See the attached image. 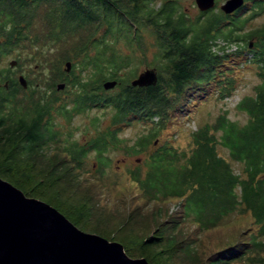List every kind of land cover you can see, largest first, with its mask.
<instances>
[{
  "label": "trees",
  "instance_id": "obj_1",
  "mask_svg": "<svg viewBox=\"0 0 264 264\" xmlns=\"http://www.w3.org/2000/svg\"><path fill=\"white\" fill-rule=\"evenodd\" d=\"M215 6L191 19L179 0H0V61L26 49L50 71L23 88L0 68V177L78 227L113 228L109 240L151 264H233L246 255L264 264V23L245 30L264 12V0H245L230 14ZM233 43L238 47L227 50ZM45 46L59 48L45 55ZM67 60L69 72L61 69ZM247 62L260 81L234 106L244 123L223 110L190 132L187 149L167 137L211 89L218 99L230 96ZM141 64L156 69V84L131 85ZM57 80L64 89L56 91ZM106 80L116 85L105 90ZM92 109L107 113L108 122L100 127L93 118L94 133L79 142L70 125ZM134 124L146 132L127 143L119 134ZM116 149L143 155L126 169L120 193L154 201L148 211L119 219L100 206L82 175L91 153L101 171ZM244 221L257 228L241 244L207 256L197 250L200 232ZM188 225L193 238L184 236Z\"/></svg>",
  "mask_w": 264,
  "mask_h": 264
},
{
  "label": "rangeland",
  "instance_id": "obj_2",
  "mask_svg": "<svg viewBox=\"0 0 264 264\" xmlns=\"http://www.w3.org/2000/svg\"><path fill=\"white\" fill-rule=\"evenodd\" d=\"M224 1L225 0H216L214 11L220 10L219 5ZM179 3L181 5V9H183L191 19L200 12L194 0H179ZM251 23L252 24L250 26H247L245 28L246 31L250 30L251 26L255 27L264 23V12L260 16L256 17L255 20H253V22ZM145 40L149 42L150 38L145 37ZM252 40L254 39H251L250 41L252 42ZM219 43L223 45V41H220ZM238 43H233V45H230L231 47H228L227 50L235 49L236 47H238ZM119 46L125 50V46L122 42H119ZM46 48L47 46L43 47L42 49V52H44L45 55L53 51L55 53V50L59 48V46H50L47 49L48 51H46ZM151 53L152 51L149 50L146 55L147 60L151 58ZM18 54L19 57H16V53H13L5 59H2L0 61V68L8 67V75L15 78H18L19 75H23L26 79H29L31 77L35 78V76H38L39 78L46 80L50 72L49 68L40 66V58L37 55H33L31 50L26 49H24L22 53ZM30 58L33 59L31 60ZM12 60H16V64L10 66V62ZM145 68L147 67L143 64L139 65L136 74H139V72L143 71ZM61 69H65V61L62 62ZM238 71L239 75L237 87L230 96L223 99H218L216 97V91H214V89H211L210 93H212V95H209L207 99L202 101L199 106L196 107V109H193V112L187 118L182 119V125L177 129H174L175 132L170 131L167 137L170 139H174V141L177 142L178 147H180L181 149H187L190 146V132L195 130L203 122L212 121L213 117H215L218 112L223 110H227L228 116L232 120L244 123L246 121V115L242 112L236 111L234 106L244 94L250 95L253 93V87L260 81V79L256 75L257 67L253 63H242ZM59 82L64 81L57 80L56 84ZM95 117L99 119L100 127H104V125H106L108 122V114L103 113L102 109H92L83 114L74 116L73 123L70 126L73 128L74 137L79 142L85 141V139H87L94 133L90 122ZM56 121L62 123L64 122L63 119L59 116L56 117ZM63 131H65V129H63ZM143 132H146V128L143 127L142 124H134L121 131L119 135L120 137L124 138V140H127V143H132L136 139V137ZM159 139H161L160 136L155 139L154 143L156 144ZM220 153L225 155L227 151L225 152L223 149H221ZM108 155L111 160L109 167L99 171L97 170V166L94 163V156L91 153L86 159V164L84 166L85 173H82L83 176H87L84 177V179L95 192L93 194L99 200L100 206H102V208L106 210V213H109L116 219H119L122 216L126 217V215H129L135 210H140V212L148 211L154 201L144 204V200L142 201L136 199L138 192L135 191L133 193L126 191L124 193H120V191L118 190V186L121 185L122 182V177H125L124 173L126 169L132 167L135 162H139L140 159H142L143 155L137 154L128 156L121 149L110 151L108 152ZM232 165L237 171L239 166L234 162H232ZM171 208L172 210L174 209L172 205L170 206V209ZM224 226L225 227H221L212 231L200 232V235L196 237L197 239H195V245L197 247V250L201 252V255L207 256L211 251L223 248L230 242L232 243L236 241L239 242L237 244H241L239 240L248 239L250 233L255 232V229L257 228V226L253 225L251 221H244L243 226H241L240 228H233L230 223L224 224ZM192 227L193 226L188 225V227L185 228L184 236H188L190 238L194 237L192 233ZM78 228L85 232L96 233L108 240L111 239L108 238L110 237L109 233L111 232L112 235L113 231H115L113 228L109 229L100 223L90 227L79 225ZM241 248L242 245L237 246V249ZM251 256L252 255H250L249 257ZM261 256H264V253H261ZM248 258L246 255L242 259L236 260L233 264H258L256 262L257 260Z\"/></svg>",
  "mask_w": 264,
  "mask_h": 264
},
{
  "label": "water",
  "instance_id": "obj_3",
  "mask_svg": "<svg viewBox=\"0 0 264 264\" xmlns=\"http://www.w3.org/2000/svg\"><path fill=\"white\" fill-rule=\"evenodd\" d=\"M203 12L215 6L216 0H194ZM244 0H225L219 9L230 14ZM249 46H252L250 41ZM16 60L10 62V66ZM71 61H65V71ZM23 88L27 80L19 75ZM157 82L155 68H145L131 80L132 86H148ZM116 80H106L107 90ZM65 82L56 84L62 90ZM0 264H151L144 257H130L118 241L79 229L59 210L38 198L26 196L22 190L0 177Z\"/></svg>",
  "mask_w": 264,
  "mask_h": 264
},
{
  "label": "flooded vegetation",
  "instance_id": "obj_4",
  "mask_svg": "<svg viewBox=\"0 0 264 264\" xmlns=\"http://www.w3.org/2000/svg\"><path fill=\"white\" fill-rule=\"evenodd\" d=\"M244 2H245V0H244Z\"/></svg>",
  "mask_w": 264,
  "mask_h": 264
}]
</instances>
